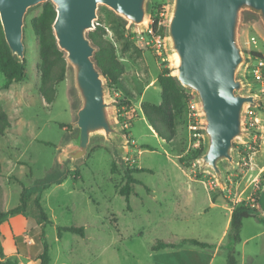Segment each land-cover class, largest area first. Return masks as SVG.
<instances>
[{"label":"rangeland","instance_id":"374dc122","mask_svg":"<svg viewBox=\"0 0 264 264\" xmlns=\"http://www.w3.org/2000/svg\"><path fill=\"white\" fill-rule=\"evenodd\" d=\"M151 1L163 5L164 22L168 25L173 0H149V5ZM44 3L31 7L25 17L29 77L6 88V78L0 71V102L11 120L5 135L0 136V211L17 206L22 193H30L27 207L11 215L2 226L5 255L0 257V264H41L36 255L31 259L17 252L15 231L25 236L28 245H33L34 234L40 235L44 230L50 244L48 264H160L158 258L154 262L150 247L157 250L154 247L160 240L176 234L178 237L173 242H180L184 236L194 237L208 240L214 244V250L234 207L250 202L259 210L264 197L262 176L246 189L250 165L249 168L241 165L239 148L244 149L247 136L234 140V162L220 163L224 178L221 183L215 171L203 164L201 156L192 158L199 145L204 144L206 148L208 137L198 94L185 88L188 102L177 120V138L173 142L162 140L146 119L142 105L145 101L161 102L158 77L165 61L169 62L172 74L176 73L177 62L169 36L159 40L161 35L150 32V14L143 25H136L100 4L95 26H105L107 37L115 43L118 56L126 65L121 85L111 88L104 77L108 101L113 102L110 111L122 135L115 145L103 135H96L86 157L75 163L68 160L60 164L63 146L79 132L76 121L80 102L70 64L65 80L57 86L54 102L49 103L39 91L40 45L29 22L41 14ZM239 42L247 62L253 50L264 56V25L257 13L242 12ZM159 43L160 52L157 51ZM237 77L245 83L243 92H258L263 101V106L258 107L260 132L261 124L264 128L262 85L246 71V65L239 69ZM191 98L197 99L198 114L190 106ZM121 99H128L130 107L119 109ZM126 122H132L129 128L124 127ZM259 157L264 158V147ZM114 163L115 171L112 170ZM135 167L143 170L133 173L137 182L133 183L128 202L120 189L126 185L127 170ZM65 168L71 170V175L63 183L53 182L42 191L41 204L53 221V224L47 223L35 198L40 188ZM212 201L217 205H211ZM255 218L260 219L259 212ZM255 218L246 219L245 234L260 227ZM58 225L82 226L85 236L64 232L59 238ZM262 241L259 237L247 247L250 249ZM221 246L229 249L228 237ZM223 252L221 248L215 264H225ZM182 255L173 253L172 263L183 264ZM236 256L242 259L237 253Z\"/></svg>","mask_w":264,"mask_h":264},{"label":"water","instance_id":"95a60500","mask_svg":"<svg viewBox=\"0 0 264 264\" xmlns=\"http://www.w3.org/2000/svg\"><path fill=\"white\" fill-rule=\"evenodd\" d=\"M52 1L53 23L58 47L73 71L79 99L76 124L79 132L63 146L60 164L86 157L91 140L103 135L113 145L118 130L108 101L103 73L94 58L97 47L89 37L95 28L100 4L112 8L132 24L143 25L149 15V0H0V20L13 55L25 60L24 27L29 9ZM259 15L264 25V0H173L168 36L177 65L174 74L180 84L198 94L205 119L208 144L201 155L221 183L222 161L234 162V140L245 138L247 104L261 106L256 94L243 92L245 83L237 77L247 57L239 42L241 14Z\"/></svg>","mask_w":264,"mask_h":264},{"label":"trees","instance_id":"16d2710c","mask_svg":"<svg viewBox=\"0 0 264 264\" xmlns=\"http://www.w3.org/2000/svg\"><path fill=\"white\" fill-rule=\"evenodd\" d=\"M149 14L151 17V28L154 33L165 37L168 34V27L165 21L166 11L162 4L150 2ZM56 9L52 2H46L43 4L41 14L30 20L29 24L33 32L37 36L38 43L40 45V57L41 64L40 69V93L49 102L52 103L56 99L57 86L63 82L66 78L68 71V63L65 57V53L58 47L57 40L54 34L53 23L56 18ZM2 24L0 20V71L6 78L4 87L8 88L14 82H21L29 77L28 59L25 56V60L22 62L20 58L13 55L9 45L6 42L4 32H2ZM89 37L97 47L94 58L97 65L101 69L103 76L105 77L109 87H114L122 84L123 75L126 72V65L120 59L117 53L115 43L107 37V31L104 25L98 24L95 28L89 31ZM254 57H262L263 54L258 51H251ZM169 62L165 61V66L158 77L159 85L162 88L161 102L154 103L145 101L142 105V109L146 119L158 135L168 142H173L177 138L176 124L177 120L182 117V114L186 108L188 98L187 91L183 87L177 77L172 74V69L169 67ZM131 102L128 99H121L118 108L123 106L130 107ZM263 104L260 106L262 107ZM11 125L10 116L4 109L0 102V136L5 135L7 129ZM65 127V125H62ZM45 144H51L49 141H44ZM144 148H150L149 145H143ZM205 152V145H199L196 150L193 151V159L199 158ZM240 154L245 155V151L239 148ZM180 161H184L180 157ZM248 168V166H245ZM115 163L112 170L115 171ZM142 168H132L127 170V182L126 185L120 189L122 195L126 196L129 202V196L133 192V183L137 182V179L133 176V173L140 172ZM71 175V170L65 168L59 172V175L54 179L47 181L41 188L40 193L35 198V204L40 210L42 219L53 224L52 219L45 211L41 204L42 191L46 189L51 183L61 184L64 180ZM264 180V173L262 175ZM30 193L23 192L21 195L20 203L6 211H0V257H4V243H3V231L2 226L4 222L9 219L13 214L21 213L23 209L27 207L29 202ZM258 202L259 196L255 197ZM259 210L250 205V202H243L237 205L232 210L230 229L227 235L230 246L227 253V264H240L236 256V244L241 241V229L243 227L244 220L249 217H256ZM58 236L62 237L64 232H73L81 236H85V228L76 225H58ZM35 243L28 245L24 235L15 231L13 239L17 247V252L29 256L31 259L34 257L41 261V264H48L51 261L50 256V244L47 240L45 231L42 230L40 235L34 234ZM195 244L201 247H206L209 243L200 241L196 238H184L180 242H165L160 240L155 249L164 247L180 248L184 244ZM36 255V256H34ZM34 256V257H33Z\"/></svg>","mask_w":264,"mask_h":264},{"label":"crops","instance_id":"0c3cea01","mask_svg":"<svg viewBox=\"0 0 264 264\" xmlns=\"http://www.w3.org/2000/svg\"><path fill=\"white\" fill-rule=\"evenodd\" d=\"M157 133V132H156ZM163 140V139H162ZM264 147V128L263 125H260V149L259 151L253 155L252 162L250 165V168L247 173H249V181L246 189L252 185L254 182H256L264 173V158L259 157L262 153ZM264 194V193H263ZM211 205H217L216 203H213ZM264 197H261L260 203H259V217L260 219L255 220L260 223V227L257 228L254 232L250 234H245V222L246 218L243 223V227L241 229V241L236 244V253L239 254L242 259H238L240 264H264V220L261 216H264ZM231 214L229 216V220L225 226V229L223 230V233L221 237L218 240L217 246L212 250V247L214 244L209 242L208 240H200L209 243L206 247H201L199 245L195 244H185L184 246L180 248H172V247H164L159 248L157 250H153L151 247L153 260L154 262L157 261V258L159 259L160 264H173L172 263V254L175 252H180L183 254V264H215V261L217 260V257L221 254L220 250L221 248L225 251L223 252L225 255L227 264V253L228 250L221 246L225 238L227 237L230 229V221H231ZM251 218V217H249ZM262 222V223H261ZM13 233V232H12ZM175 237H178V235H174L173 238L170 237L167 240L164 239L165 242H173L172 240L175 239ZM263 238V241L259 244L256 242V246L250 247V249L247 247L250 242H253L254 240ZM184 238H194V237H181L180 239ZM197 239V238H196ZM229 248V246H228ZM222 253V254H223Z\"/></svg>","mask_w":264,"mask_h":264},{"label":"built area","instance_id":"2783aa9c","mask_svg":"<svg viewBox=\"0 0 264 264\" xmlns=\"http://www.w3.org/2000/svg\"><path fill=\"white\" fill-rule=\"evenodd\" d=\"M150 32H152V28H150ZM161 36H159V40ZM159 48H157V51L160 52L161 44L159 43ZM250 60L246 62V71L251 73L254 76L255 81L261 83L262 87L260 89L261 92H264V56L262 57H253L252 55L249 56ZM248 93L256 94L259 96L258 92L250 91ZM260 97V96H259ZM190 106L192 110L196 114H198L199 104L197 102L196 98H191L190 100ZM127 107V106H126ZM258 107L255 104H247L245 109V117H244V127L247 131V140L243 141L244 144V151L245 155H241V165L248 166L251 165L252 157L255 155L259 149H260V132H259V124H260V118L258 116ZM129 108V107H127ZM132 122L124 123V127L129 128V125H131ZM127 136V134H126ZM125 136V138H126ZM126 141L128 143V139L126 138ZM132 162L135 161L134 159H130ZM258 203V202H257ZM256 206V204L254 203ZM259 206V205H258Z\"/></svg>","mask_w":264,"mask_h":264},{"label":"bare ground","instance_id":"6f19581e","mask_svg":"<svg viewBox=\"0 0 264 264\" xmlns=\"http://www.w3.org/2000/svg\"><path fill=\"white\" fill-rule=\"evenodd\" d=\"M176 58V57H175Z\"/></svg>","mask_w":264,"mask_h":264}]
</instances>
